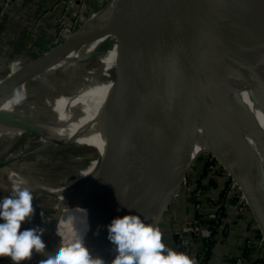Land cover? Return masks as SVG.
<instances>
[{
	"label": "bare ground",
	"instance_id": "obj_1",
	"mask_svg": "<svg viewBox=\"0 0 264 264\" xmlns=\"http://www.w3.org/2000/svg\"><path fill=\"white\" fill-rule=\"evenodd\" d=\"M175 2L185 27L189 34L191 33L196 56V84L192 102L187 109L188 117L185 119L186 129L183 137L187 139L186 145L181 146L180 153L186 165L175 177H166L173 174V167L178 164L174 162L162 176L144 189L142 203L147 198L148 191L150 196L147 199V209L141 211L142 219L153 212L152 206L155 202L168 194L176 179L186 172V167L189 168L193 159L204 148H212L211 152L225 164L229 163L233 166L235 161L242 170L247 172L250 179L264 184V44L255 42L252 32L246 31L240 38L234 36V19L232 14L226 12V5L228 2L240 4L242 0H227L226 4L217 10L213 0H175ZM103 9L105 10L97 17V25L90 28L86 36L83 34L76 43L64 45L38 60L37 64L47 66L53 63L50 68H47L48 71L73 68L100 52L102 48L103 54L100 57L102 66H96V68H99L102 75L108 76L111 74V69L115 67L113 78L100 80L93 76L83 77L82 88L77 89L75 94H65L58 100L52 101L53 94L49 93L35 76L28 83L29 93L26 91L27 86H22L9 97L4 96L0 99V142L6 137H17L26 133L25 131L35 129L41 131L51 142H64V140L77 143L88 142L100 147L97 156L85 166L72 168L67 172L48 174L46 178L36 173L37 170L33 168H22L12 161L0 160V196L11 193L12 185L16 182H23L31 190L47 191L50 194H54L57 189H63L68 183L72 190L81 192L79 195L68 197L67 201L73 200L74 204L68 203L67 218L42 236L44 242L48 243L56 232L61 240L57 241V238H53L52 243L57 242L56 250L59 246L67 245L77 235L98 241L104 237L101 242H98L101 249L109 242L107 226L114 219V209L109 207L97 218L83 225V217L90 197L93 196L103 175L108 173L117 161L130 163L142 155L150 154L158 144L163 129L168 78L161 55L167 51V48L149 31L141 18L135 0H110ZM123 20L129 21L130 41L125 47L119 48L126 27L123 32L117 30L115 36L112 35L116 27L121 28L118 25H121ZM259 27L260 31L264 29L261 24ZM104 35H109L104 41L76 50L80 41ZM104 44H107L106 49L103 48ZM144 87H147L148 92L142 90ZM223 92L227 93L234 107L232 111L225 110L223 119L220 120L217 116L220 125H218V135L215 136V130L212 128L208 132L207 130L211 127L207 130L206 127L212 114L220 112L217 111V102ZM130 93L133 94L127 98ZM29 95L44 97L42 101L33 99L26 102V97ZM150 102H158L157 108L153 110V116L152 114L150 116L148 112ZM80 105L86 109L82 115L73 119L71 117L73 111ZM123 111L128 112L127 117L147 114L144 124H148L153 117L147 126L145 138L140 143H138L140 131L134 140H122L118 137L103 135L102 129H98L101 124L109 120L115 121L122 118L119 115ZM227 115L228 119L225 120ZM97 123H100L99 126H95ZM197 124L200 125L193 129V126ZM49 126L54 128L67 126L69 129L99 135V137L76 136L71 133L70 136L62 138L57 136ZM233 127L249 153V157L239 145ZM222 133L226 134L229 145L231 143L235 160L228 159L223 153V147L218 143ZM232 134L240 156L234 147ZM201 140L202 147H199ZM196 143L197 146L194 147ZM184 146H186L185 149H182ZM90 169L101 173L90 172ZM159 183H162V189L156 193L154 188ZM255 210L264 224V210L260 208ZM67 229L69 231L66 234H59L60 231ZM88 231L90 232L86 233ZM85 245L87 246V241ZM7 260L8 257L0 259V264H6Z\"/></svg>",
	"mask_w": 264,
	"mask_h": 264
},
{
	"label": "water",
	"instance_id": "obj_2",
	"mask_svg": "<svg viewBox=\"0 0 264 264\" xmlns=\"http://www.w3.org/2000/svg\"><path fill=\"white\" fill-rule=\"evenodd\" d=\"M135 1L141 18L149 31L167 48V51L161 55L164 59L163 63L165 64V71L168 78V97L164 113L162 134L158 144L150 154L142 155L130 163L117 161L113 164L112 169L103 175L91 201L86 207L85 215L83 217V225L97 218L109 207L114 209V218L123 217L124 215H140L142 219L140 206L142 205V193L144 189L150 183L162 176L167 169L178 158H180L182 139L185 135L186 129L185 119L188 117L187 109L190 106V102H192L196 84V56L192 38L190 36L191 33L189 34V31L179 15L175 0ZM229 3L230 2L226 5V12L232 14V18L234 19V36L240 38L246 31L250 33L252 32L251 34L253 35L255 42L264 44V29H261L260 31L259 27V24L264 26V0H242L240 4H238V2ZM103 8L104 6L100 7L96 12ZM92 14H90L87 19H89ZM82 24L75 30V32L79 30ZM128 25L129 21L123 20L121 22V28L116 27L114 30L117 31L126 27L125 36H127L126 38L129 43L130 37H128ZM2 28L3 25H0V29ZM216 31H218V28H216ZM74 33L0 80V95L10 92L13 93L21 83H27L29 79L37 76L40 69L52 66L53 63L45 66L46 64H37V61L62 48L72 39ZM108 36L109 35H104L84 39L78 44L76 50L98 44L104 41ZM243 75L249 77L246 74ZM157 104L158 102H150V116L154 108H157ZM217 104L218 107H220V112L217 113L220 120L224 118L226 109L232 111L234 107V103L230 100L226 92L221 94ZM225 127H227L226 123ZM212 128L216 132L215 136H217L219 126L217 123L214 124L213 120ZM33 131L43 134L41 131L35 129H33ZM145 133L146 132L142 130L138 140L144 139ZM221 135L222 136L219 137L220 139H218V143L223 147V153H225V156L228 157V159H234L231 151V143L229 145L224 133ZM0 160L4 159L0 158ZM220 162L226 169L227 173L236 181L247 200L251 213L264 233V224L255 210L256 208L264 210V184H260L259 182L256 183L253 179H250L247 172L242 170L235 161L233 166L229 163L225 164L222 161ZM184 175L170 194L152 213H149V215L146 216V222L151 223L155 221L156 226H159L164 212L179 189ZM67 202L68 201H62L60 211L63 204L65 207H67L66 205H69ZM68 203L74 204V201L71 200ZM59 213L60 212H57L55 216L58 217ZM48 226L49 225H47V227ZM55 231L56 230H54V232ZM54 237L57 238V241H61L59 240L58 235H56V232ZM53 238L46 243L47 247L45 255L34 252L32 259L23 261L22 264H39L41 260L47 258L48 254H55L57 242L53 244ZM84 240L87 241L88 246L86 247H88L93 257L98 256L105 261V264H111L116 255L115 245L109 241L101 249L98 240L85 236ZM6 264H13V261L8 258Z\"/></svg>",
	"mask_w": 264,
	"mask_h": 264
},
{
	"label": "rangeland",
	"instance_id": "obj_3",
	"mask_svg": "<svg viewBox=\"0 0 264 264\" xmlns=\"http://www.w3.org/2000/svg\"><path fill=\"white\" fill-rule=\"evenodd\" d=\"M109 1L110 0H105V2H103L102 6L105 7L109 3ZM213 1H214V5L216 7V10L222 8L227 2V0H213ZM223 2H224V4H223ZM105 9H101L98 12L93 13L89 19H87V17H89V16H86L85 19H87V20L82 22L83 24L81 23L82 26L76 32L74 30L70 34L65 33L61 36H57L56 39L59 40V42H61L62 37H64V39H65L67 36H69L75 32L73 34L72 39L68 43H66L65 45L69 46V44H71V43H76L77 40H80L82 38L83 34H84L83 36H86L85 34H88L90 32V30H91L90 28H92L94 25H97V17ZM118 26H121V25L119 24ZM124 29L125 28L120 29L119 32H123ZM115 32L116 31L113 32V35H112L113 37L116 34ZM118 39H119V37H118ZM121 39H122V43L120 40L121 44H119V48L125 47L126 44L128 43V39L126 38L125 33L123 34V37ZM106 45L107 44L103 45L104 49H106ZM102 54H103V51L101 48L100 52H98L97 54L93 55L92 57H90L86 60H83L81 65H76L73 68H65L63 70L58 69L56 71H48L47 68L40 69V71L37 74V78L42 83V85L45 87V89H47V91L49 93L53 94L51 96L52 101L58 100L60 98V96L65 95V94L66 95L75 94V92L78 91L77 89L82 88L83 84L81 81H82L83 77H86V76L92 77L93 76V77H97L100 80H108V79H111L115 76V71H116V70L114 71L115 67L111 69V74L108 76L102 75L100 73L99 68H96V66H102V63L100 62V57ZM29 80L30 81H28L27 83H21L18 86V88L22 87V86H25V87L27 86L26 88H28V89L26 91H27V93H29L30 86H28L29 85L28 83L31 82V79H29ZM146 89H147V87L142 88V90L144 92H148ZM11 94H12L11 92L6 93V94H2V95H0V99L4 96L9 97ZM132 94L133 93L128 94L127 98H129ZM43 97L44 96H41V95H38V96H30L29 95L26 97V102H30L33 99H36V100L39 99L40 101H42ZM82 106L83 105L75 107V109L73 111L74 112L73 116H74V114H75V116L74 117L71 116L73 119L77 118L79 115L83 114L86 107H82ZM219 109L220 108L218 107V111H219ZM148 112H150V110H148ZM126 115L128 116V112L123 111L119 115V117H122V118H119L115 121L109 120V121L101 124L100 125L101 128L98 127L99 130L102 129L101 134L106 135L108 137H110V136L118 137V138H121L122 140H128V139L134 140L136 134H138L139 131H140V133L142 132V130L144 132H146V130L148 128L147 126H149V124L153 118L152 117L150 119L148 124L147 123L144 124V122L146 121L145 117H147V114H145V115L140 114V115L131 116V117H127ZM152 116H153V112H152ZM210 118H211V120L208 123V126L206 127V130L209 127H211L207 130L208 132L210 130H212V120L214 123H217L218 125H220V122H219L220 120H218L217 113H213ZM226 119H228V115L226 116L225 120ZM99 124L100 123H97L95 126H99ZM200 124L193 126V129L196 126H199ZM49 128L52 131H54L57 136H61L62 138L70 136L71 133L73 135H76V136L86 135V136H98L99 137V135L88 134V133H84L81 131H75V130L69 129L67 126H64V127L59 126V127H55V128L49 126ZM193 129H192V131H193ZM233 129H234V127H233ZM25 132L26 133L19 135L17 137H6L3 139V141L0 142V158L4 159V160L12 161V162L16 163L18 166H21L22 168H33V169L37 170L36 173H38L43 178H46V175H48V174H53L56 172H65V171L67 172L72 168L75 169V168L85 166L87 163L90 162L91 159H93V157L95 158L97 156L98 151L100 149V147L96 146L95 144H90L88 142L77 143L76 141L75 142H69L68 140L67 141L64 140V142H61V141L51 142V140H49V138L44 137V135L39 133V132H36V131H25ZM234 132H235V135L237 137L239 145L242 147V149H244V151L246 152V154L249 157L250 155L247 152V150L245 149V147L243 146V144L241 143V139L239 138V136H237L235 129H234ZM231 133H233V132L231 131ZM224 135L226 137V134H224ZM203 138H202V140H203ZM186 139L182 140L181 146L186 145L185 144ZM142 140L141 139L138 140V143H140ZM202 140L200 141L199 147H202V143H203ZM232 140H233V144H234V147L236 149V152L239 155V153H238L239 148L237 147L236 140H235V137L233 136V134H232ZM196 146H197V143H196V145H194V147H196ZM185 147L186 146H184L182 149H185ZM198 148H196V149H198ZM208 150H210V151H208ZM212 150H213L212 148H204L201 152H199V154L196 156L194 161L191 163L189 169H188V167H186L187 171L185 170L186 173L184 172L185 175H184V178H183L181 184H185L184 180L187 179L188 176H190V174L192 172L197 170V167H196L197 164L198 165L203 164L202 161H205V163L208 162V164H206V169L209 170L212 168L209 166V163H211L212 166H214V167H217V166L220 167V168H218V170L221 172V175H225L226 178L231 177L230 175H228L226 173L227 171L223 167L219 158L216 157L217 155L215 154L216 155L215 156L211 152ZM187 157L188 156H186V158ZM181 158L183 159V155L180 154V158H178L175 162L178 163L177 165H181L183 168L186 165V162L183 163V160ZM186 158H185V160H186ZM83 162H85V163H83ZM173 168H174L173 174H171V175L169 174L166 177H175L178 174V172L182 169V168L176 169L175 167H173ZM90 172L101 173L99 171H95L94 169H90ZM205 176L206 175L203 174V175L198 176V177H200L201 179H204ZM45 181H48V179H45ZM58 182H60V181H58ZM223 182H224V180H223ZM181 184H180V186H181ZM174 185H175V183L171 186L170 191L168 192L167 196L175 188ZM61 189H59V190L57 189L54 192V194H50L47 191L32 190L33 197H34L33 205L36 209V213L30 222H25L22 224L21 230L39 226V227L45 229L44 233H46L47 231H49L50 229H52L53 227H55L59 223H61L65 218H67V214L69 211V208H68L69 205H66L67 207H65L63 204L61 207V211H60V206H61L62 201H67L68 197H70L72 195H79L81 192H76L75 189L72 190L70 188L69 184H67V183H66L65 187L62 190ZM161 189H162V183H159L157 188L156 187L154 188V192L157 193ZM147 193H148V196H150L149 191ZM153 194H155V193H153ZM153 194H151V195H153ZM9 195H11V193L2 195V196H0V199H3ZM178 195L181 196L182 194L178 193ZM178 195H175V197H173L172 200L175 201L176 198H178ZM148 196H147V198L144 199V202L140 206L141 211H145L147 209ZM92 197L93 196L90 197V201H91ZM199 197L203 200V202H202L203 205L201 208L196 209V212L200 213V214H205L206 211L208 209H210L211 207L209 206V204L207 202V198L202 196V194L199 195ZM232 202L234 204H236L237 201L233 198H230V199H227L225 205L226 206L228 205L229 209L235 210V208H233V206H232V204H233ZM67 204H68V202H67ZM244 208H245L244 212H248V213L250 212L249 209L247 208V206ZM236 209L238 210V207ZM240 210H242V209H240ZM57 212H60L58 217L55 216V214ZM40 213H42V216L40 215ZM80 215H82V214H80ZM0 222H2V221H0ZM224 224L229 225L227 220H226V222H224ZM47 225H49V226L47 227ZM69 229L62 230L59 232V234H62V235L66 234L69 231ZM257 230H258L257 231V237H258V234H260L262 236V230L258 224H257ZM89 232L90 231H88L86 233H89ZM86 233H83V234H86ZM102 239H100L98 242H101ZM2 258H5V257H0V259H2Z\"/></svg>",
	"mask_w": 264,
	"mask_h": 264
},
{
	"label": "crops",
	"instance_id": "obj_4",
	"mask_svg": "<svg viewBox=\"0 0 264 264\" xmlns=\"http://www.w3.org/2000/svg\"><path fill=\"white\" fill-rule=\"evenodd\" d=\"M3 1L4 0H0V4ZM41 1L43 0H12L8 5L4 25L3 28L0 29V80L34 57L39 56L54 45L60 43L59 40L56 39L62 24V12L60 9L46 17L37 31L34 30L35 16ZM86 2L88 6L84 13L85 17L102 7L105 0H86ZM76 29L70 28L66 33L70 34ZM62 40H64V37H62L61 41ZM202 163L204 164L205 161H202ZM202 165L197 164L196 167ZM175 168L179 169L182 168V166L176 165ZM218 168L220 167L217 166L213 169H209L212 171L210 175H206L204 179L198 177L197 171L192 172L190 176L184 180L185 184H181L175 194L178 195V193H181L182 195H178L175 201L171 200L168 204L158 226L164 231L163 243H165L168 248L173 249L174 244L171 230L178 227L183 221L197 216L203 220L208 219L207 214L196 212L197 208L195 202L199 200L203 202V200L201 198H195L192 194V190L200 184L197 183V178H199V181L201 180L203 182L201 183L203 186L200 184L202 196L207 198V200L212 197H221L225 184L223 182L224 175H221ZM183 175L184 173L176 179L175 187ZM210 177L213 178L214 181H209L212 180ZM157 186L158 185H156V188ZM189 192L191 193L189 194ZM166 197L167 195L158 199L152 206V210L154 211ZM161 199L162 201L160 202ZM232 206L235 210L229 209L228 205L224 206V222L227 220L229 225L225 224L227 229L223 232L215 231L214 239L206 258L207 264H234V260L238 255L241 253L247 255L248 252H246L245 246L247 239L251 240V251L257 254L260 253V247L256 239L258 223L251 213L249 206H247L250 211L249 213L244 212L245 208L242 210L238 209V211L236 209L237 204L233 203ZM201 248L202 240L200 238H193L187 246V254L198 261L197 252ZM252 264H261V261L252 262Z\"/></svg>",
	"mask_w": 264,
	"mask_h": 264
},
{
	"label": "clouds",
	"instance_id": "obj_5",
	"mask_svg": "<svg viewBox=\"0 0 264 264\" xmlns=\"http://www.w3.org/2000/svg\"><path fill=\"white\" fill-rule=\"evenodd\" d=\"M33 200L32 190L23 182L14 183L11 195L0 199V257L10 258L13 264L31 260L34 252L46 254L47 246L42 239L45 229L36 226L21 230L22 224L30 222L36 213ZM146 220L140 215H124L107 226L108 239L116 251L111 264H197L187 253L168 248L156 222ZM39 264H105V261L93 257L84 236L77 235Z\"/></svg>",
	"mask_w": 264,
	"mask_h": 264
},
{
	"label": "built area",
	"instance_id": "obj_6",
	"mask_svg": "<svg viewBox=\"0 0 264 264\" xmlns=\"http://www.w3.org/2000/svg\"><path fill=\"white\" fill-rule=\"evenodd\" d=\"M12 0H4L0 4V25H4L5 15L7 12L8 5ZM86 0H43L40 2L37 8V14L35 16L34 30L37 31L38 27L44 22L45 18L50 14L55 13L59 9L61 10V20L62 24L58 31V36H61L67 32L68 29H76L85 20V10L87 9ZM208 164V162H207ZM209 166L214 168L211 163ZM192 194L195 198H200L201 195V185H198L192 190ZM191 192H189L190 194ZM233 198L237 202L238 209H243L248 206L247 200L244 194L237 186L236 181L230 177L227 179L222 191L221 197H212L207 200L210 210L208 209L205 214H207L208 219L203 220L199 217H193L183 221L178 227L171 230L173 236V250L178 252L187 253V246L189 245L191 239L200 238L202 240V248L197 252L198 261L197 264H207V254L210 251L211 243L214 239V233L223 232L227 229L224 222V206L227 199ZM202 202L196 201L195 206L197 209L202 207ZM227 213V212H226ZM160 228V227H159ZM161 229V228H160ZM162 233L164 231L161 229ZM258 246L260 247V253H254L251 251V240L247 239L246 254L238 255L234 264H252V262L264 260V233L262 236L258 234L256 238Z\"/></svg>",
	"mask_w": 264,
	"mask_h": 264
},
{
	"label": "trees",
	"instance_id": "obj_7",
	"mask_svg": "<svg viewBox=\"0 0 264 264\" xmlns=\"http://www.w3.org/2000/svg\"><path fill=\"white\" fill-rule=\"evenodd\" d=\"M236 133H237V132H236ZM237 136H238V134H237ZM206 164H207V163H205V164L202 165V166H198V167H197V170H196V171H197V173H198L199 176H201V175H203V174L208 175V176L210 175V173H211L212 170H208V169H206ZM212 173H213V172H212ZM226 173H227V172H226ZM227 174H228V173H227ZM228 175H229V174H228ZM212 176H213V174H212ZM199 178H200V177H199ZM199 178H197V181H198L197 183H200V184L203 183L201 180L199 181ZM210 178H211V177H210ZM211 179H212V180H209V181H211V182L214 181L213 178H211ZM227 179H228V178H226V176L224 175V184L227 182ZM200 184H199V185H200ZM201 185H202V184H201ZM202 186H203V185H202ZM220 193H221V192H220ZM189 197H190V196H189ZM202 245H203V243H202ZM261 264H264V260H263V259L261 260Z\"/></svg>",
	"mask_w": 264,
	"mask_h": 264
}]
</instances>
